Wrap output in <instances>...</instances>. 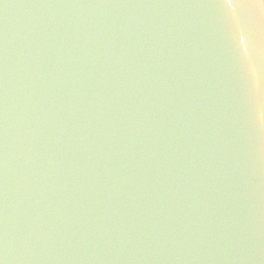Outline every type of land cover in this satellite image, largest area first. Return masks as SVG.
I'll use <instances>...</instances> for the list:
<instances>
[{"label": "water", "instance_id": "water-1", "mask_svg": "<svg viewBox=\"0 0 264 264\" xmlns=\"http://www.w3.org/2000/svg\"><path fill=\"white\" fill-rule=\"evenodd\" d=\"M0 264H264V6L0 0Z\"/></svg>", "mask_w": 264, "mask_h": 264}, {"label": "snow or ice", "instance_id": "snow-or-ice-1", "mask_svg": "<svg viewBox=\"0 0 264 264\" xmlns=\"http://www.w3.org/2000/svg\"><path fill=\"white\" fill-rule=\"evenodd\" d=\"M227 3L231 5L233 0H227ZM256 4L264 6V0H237V7L242 21L250 22L251 9L255 7Z\"/></svg>", "mask_w": 264, "mask_h": 264}]
</instances>
